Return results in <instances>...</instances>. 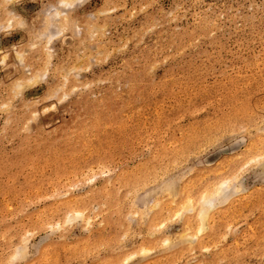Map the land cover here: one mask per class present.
<instances>
[{
  "label": "rangeland",
  "instance_id": "1",
  "mask_svg": "<svg viewBox=\"0 0 264 264\" xmlns=\"http://www.w3.org/2000/svg\"><path fill=\"white\" fill-rule=\"evenodd\" d=\"M0 264H264V0H0Z\"/></svg>",
  "mask_w": 264,
  "mask_h": 264
},
{
  "label": "bare ground",
  "instance_id": "2",
  "mask_svg": "<svg viewBox=\"0 0 264 264\" xmlns=\"http://www.w3.org/2000/svg\"><path fill=\"white\" fill-rule=\"evenodd\" d=\"M204 213H205V212H199V213L197 214V217H198V220L200 221V223H201L202 220H203Z\"/></svg>",
  "mask_w": 264,
  "mask_h": 264
}]
</instances>
